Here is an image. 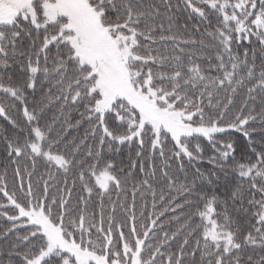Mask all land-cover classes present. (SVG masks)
Listing matches in <instances>:
<instances>
[{
  "label": "snow or ice",
  "instance_id": "snow-or-ice-1",
  "mask_svg": "<svg viewBox=\"0 0 264 264\" xmlns=\"http://www.w3.org/2000/svg\"><path fill=\"white\" fill-rule=\"evenodd\" d=\"M0 118V264H264V0H0Z\"/></svg>",
  "mask_w": 264,
  "mask_h": 264
},
{
  "label": "trees",
  "instance_id": "trees-1",
  "mask_svg": "<svg viewBox=\"0 0 264 264\" xmlns=\"http://www.w3.org/2000/svg\"><path fill=\"white\" fill-rule=\"evenodd\" d=\"M245 46H248L247 44H245ZM257 63H259V61H257ZM53 112H55V109H53ZM51 115V114H50ZM4 121L2 120V118H0V124H3ZM87 127V125H84L83 127H81L80 129L78 130H70L69 131V139H71L72 137L74 136H81L83 135V132L85 130V128ZM202 144L203 146L205 147V151H206V155H210L211 154V150H210V145L207 144L206 141H202ZM3 157V152H2V142H0V159H2ZM133 158L134 157V153H133ZM123 159L125 160V162H127V149H124V155L123 156H120V157H117V163L119 164L120 160ZM197 167H201L202 169H206V168H209L210 165H208L207 163H204V164H197L196 165ZM175 167V166H174ZM3 169H4V165L2 163H0V172H3ZM189 172H191V168H189ZM177 175H180V178L182 179V175L177 173ZM139 178V173L137 171V179ZM35 179V177H34ZM71 179V178H70ZM14 181V176H13V169L12 167H9L8 168V175H7V182H8V185H9V188L11 189V186H12V183ZM157 187V190H159V185H156ZM131 199V197L129 196V200ZM4 200V197L2 196V194H0V201H3ZM143 203V201L140 200L139 196L137 197V208L139 209V207L141 206V204ZM148 203H149V210L150 209V204H151V199H150V196L148 197ZM93 209L90 208L89 211H92ZM177 247V245H173V249L175 250V248ZM259 251V250H257Z\"/></svg>",
  "mask_w": 264,
  "mask_h": 264
}]
</instances>
